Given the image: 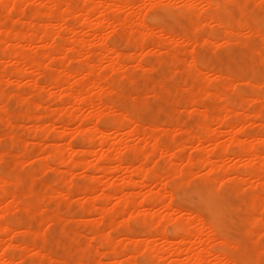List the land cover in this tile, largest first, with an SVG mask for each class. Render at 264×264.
<instances>
[{"label":"rangeland","instance_id":"1","mask_svg":"<svg viewBox=\"0 0 264 264\" xmlns=\"http://www.w3.org/2000/svg\"><path fill=\"white\" fill-rule=\"evenodd\" d=\"M142 1L145 3L148 2V0H142ZM165 1L166 0H163V3ZM239 1H242V0H239ZM243 1H246V0H243ZM31 2L33 3V7H34L38 1L33 0ZM168 2H169V0L166 1V4ZM178 2L179 3L176 4V6L179 5L180 8L176 7L172 10H168L169 13L164 19H160V18H158V16H153L152 14L146 15V13H149V9L147 8V11H145V13H143L144 8H142L143 9L142 13L144 15L142 13H141V15H143L142 17L145 20L144 22L148 26H151V24H153L152 27H153V29L155 28L154 30L152 29L154 31V32H152L153 34L150 33L151 35H148V36L146 35L147 38H149L151 45L148 44L149 42H148L147 38H144V37L142 38V36L140 38L141 40L139 41V38H138L139 35L137 36V34L133 35V36H130L131 35L130 34L129 36L132 37V39L129 38L128 34L130 33V31H129L130 29L124 28V27L121 28L119 26L117 27L116 26L117 24L112 25L114 28L116 26L117 31H114L113 27L111 29L110 24H108V26L110 25L109 27L106 26V24H105V26H103L100 29V31H101V33H103L107 37V44L108 45H114L116 47V49L121 54H122V52L125 51V55H127L128 52L130 54V52H133L134 50H138L141 43L142 44L147 43V45H149L147 47V49H145L146 53L142 51L143 54L139 55V56H142V58H146V60L148 59L149 63L152 62L151 64H149L146 60L144 62V59H143L145 67H139V66H137L135 59L134 60H132V58H131V60H130V58L125 59L126 66L127 65L129 66V67L127 66L126 68H127V70H130L129 72L127 70H126L127 72H125L128 77L124 76L125 73L124 74L123 73L117 74V72H110L109 68H108L109 70L106 69V71L110 72L111 76H113V77H115L116 74L118 75L117 77H119L120 74H122V77H126V79L120 77L119 79L116 78L118 81L114 80V83L117 84L116 87H117L118 91L120 92V95L115 96L114 94H111V95L109 94L108 97L114 101L115 106H117L118 108H121V109H125L124 111H126L127 114L131 115L135 112V114H133L132 116L138 118L139 123H140L139 124L140 126L138 125V128L140 127L139 128L140 131L144 130V132L148 131V133L152 132L155 135L156 134L159 135L161 143L163 145H168V146L174 145V146H176L177 143L175 141H177L178 142L177 146H180V147H178V148L176 147V148L181 149L180 154L185 156V155H188L190 153L189 155H191L192 158L194 159V161H196L193 164L195 166H192L193 174L189 173L190 175H184V176H172V175H170V173L168 172L167 167H166L167 163L169 161V158H170V155H169L170 153L169 152H167L165 154L163 153V155H161V157L156 155V154H153V152H151V151H153L152 150L153 147L151 146L152 144L150 143V141H149V144L146 142H145V144H142L144 142L143 140H140L141 141L140 142V141H138L139 140L138 137H134L133 138L134 140H132V141L130 140V143L132 142L134 144L133 146H135V148H137V146L140 142L141 146H138L137 149L133 148L134 150L131 149L132 151H124L123 150L124 148H122L123 146H121L120 149L122 148V150L124 152L123 155L125 154V152L128 153V155H129L128 157L126 156V154L124 155L125 158L127 157L128 160L127 159L126 160L128 162L135 164V163H138L139 161H141L143 158H145L141 162H144L146 160H147V162L149 161L150 163H148V164L150 166L154 167L153 170H157V172L160 175L165 176L166 178L168 177L167 178L168 183L165 186V192L167 193L168 196H166V193H165L164 197L162 198V201L166 200L167 197L170 196V200H168L169 198L166 200L169 202H166V201L165 202L171 204L172 206L173 205L178 206V207L174 206V208H179V209H175L177 211V212L175 211V213H174V214H176L175 215L176 217L185 218L187 216V214L193 215V216H195L194 214H196L199 216V218H202L203 222H207L209 225L207 223H204V224L205 225L207 224V227L209 230L213 229L215 231L216 238L219 237L218 240L216 239V242L215 241L214 242L217 243L221 239H223V241H226L228 243L229 246L227 247L225 257L230 259L229 261L234 260L233 261L234 263L236 261H241L242 264H243V262H249V264H261V261L264 260V249H263L264 248V204H263L264 200L261 199L262 203L259 201V202H257V204L258 203H261V204H258V205L256 204L257 210L255 208L254 212L256 214L260 213L261 216H260V219H258L254 223V219H253V213L254 212H252V210H250L247 207L248 192H249L247 190L248 185H246L247 188L245 189V191H242V192H235L232 188L233 186H231V185H233V183H231V182H233L232 178L237 177V175H240V173H241L240 171H243V169H245L244 166L241 165L240 162H238V158L235 156V154L233 155V152H228L227 157L225 158V160L228 159L225 161L227 163V168L225 169V171L210 170L206 174L207 170H205V169L209 170V166H205V165H204V167H202V165L200 166L198 160L201 157L205 156L206 151H208L212 148V147L210 148L211 142L210 143H209V141L206 142V144L203 146L204 150H202V152H201L197 149L198 143L196 145V142H195L196 140L188 143L185 140V137L190 136L189 134H191L193 132L194 133L202 132L201 127H200L201 126L200 123L202 122L200 120L202 117L201 116L202 114L199 115L200 111H198L197 109H195L191 106L193 108V110H192V108L190 107V103H189V101H190V97H189L190 91L189 90L194 89L195 86H196L195 87L196 89H194V90L198 91L197 93L202 96V100L205 101L206 103H208L211 107L212 106L217 107V106L221 105L222 103H224V100L221 101V99H220L221 95L222 96L224 95L222 97V99H225L226 96L228 98V94H229V96L234 98V99H232V100H234L233 101L234 103L233 104L231 103L232 104L231 107L234 108L233 109L234 111L236 110L235 112H238V110H240L239 112H241L242 108L240 107L239 102H240V100H243L242 99L243 96L245 97L244 99H247V100L251 99L250 98L251 97V87H247L248 84L245 83V82H247L245 80L246 77L252 76L254 79L253 82H255V84L258 83V81H259V85H262L263 90H264V83L262 84V82H264V62H262V63L261 62H255L252 59L253 58L252 52L249 49H247V47H245L241 41V40H243V37H244L242 34H245L246 32H248V30L254 29V31H258V29H259L260 32L261 31L264 32V28H262V24H261V22L264 21V8L263 7L261 8V6L256 5V4H254V5H256V6H254L253 3H255V2L249 0L248 4L250 7L248 6L249 9L247 10L248 16L251 17V19L254 18L253 21H248V25L250 27L249 26L240 27L239 24L237 23L238 21H229L232 26L234 24H236L233 26L234 29L231 27L232 28L231 33H232L233 39L231 42L224 43L223 38L219 39V40H222L220 42L217 39L218 37H223V35H225L224 24H221L220 23L221 21L219 23H216L215 21H195L197 18L192 17L193 13H195L193 11H192V14L190 13V11L189 12L185 11L181 15L178 12H176L177 10H175L177 8L181 9L180 5H182V2H180V1H178ZM246 2H248V1H246ZM32 3L28 4L26 7H32ZM242 3H244V2H242ZM143 4L144 3H142V5ZM146 4H148V3H146ZM250 4H252V6ZM1 9L3 10L4 8H0V17L2 18L3 14L5 13L6 10L2 12ZM28 9H30V8H28ZM172 11H173V13H172ZM232 12L237 16L239 14L238 9H235V10L233 9ZM184 13H187L188 15H184ZM111 14L115 15L116 13L113 12ZM252 14H254L256 17H254V15H252ZM195 15H196V13L194 14V16ZM16 16H14V17L17 19H20L21 21H16L17 23L16 22L14 23L13 27L15 30H19V29L25 30L28 26L27 24L30 25V23L32 22V21L26 22L27 17H28L27 13L25 16H21V15H16ZM115 16H117V15H115ZM191 18L195 19V20H191ZM24 22H25V25H24ZM35 22L38 23L37 21L33 22L34 24L32 26H33L34 30L38 29L36 31L40 32L41 30L44 29V26L43 25L41 26L39 24L40 22H43V21H40L38 23L39 25L36 24ZM229 22H228V24H229ZM10 23H11V21H10ZM51 23L54 24L55 26H56V24H58L57 21H51ZM66 25H68V26H66ZM0 26L3 29L4 27H8L11 25H9L8 21H2V22H0ZM24 27H26V28H24ZM63 27L66 29H67V27H70L69 30L67 29L68 30L67 33L70 36L72 35V33H70V32L74 28H75L74 30L79 31L80 34L82 32L86 33V31H87L86 27L82 26L79 21H76L75 17H71V16L67 19V21H65ZM71 27H74V28L71 29ZM235 27H236V31H235ZM41 28H43V29H41ZM159 28L160 29L165 28L166 31L167 30L168 31L173 30L174 34L177 32L176 36H178L179 34H180L179 36H181L183 33L187 32V34L190 33L188 35H191V33H192V35L195 34L194 35L195 38L199 37V36L200 37L198 39L196 38L197 39L196 41L194 38V39L188 40V42L186 41V43L182 41L183 39H181V37H179V38L176 37V39L178 38V40L181 39L179 41L176 39H175V41H174V39L170 40L168 38H162L161 39V37L157 36L159 34V32H158ZM145 29H146V27H145ZM238 29H240L241 31H239ZM113 31L116 34L111 33ZM146 31H149V30H146ZM178 31H179V34H178ZM118 32H120V33H118ZM196 33L199 34V36H197ZM210 34L213 35V37H211V40L209 39ZM204 36H206L205 40H208V39L210 40V41H207L208 44H207V42H205L203 40L205 38ZM215 36H217L216 39H215ZM240 37H242V39ZM136 39H138V42H140V43H138ZM238 39H240V40H238ZM162 40H163V42H162ZM217 40H218V42H217ZM135 42H137L138 44ZM181 42H183V43H181ZM158 43H160L163 46H160ZM162 43H164V44H162ZM131 44L133 45V47ZM39 45H41V44H39ZM4 46H6V45H4ZM182 46H183V49H182ZM92 48H94V47H92ZM140 48H142V47H140ZM156 48H157V50H156ZM119 49H121L122 51H120ZM130 49L133 51H131ZM154 49H155V51L153 52ZM175 49H178L180 51V53H179V51H176ZM149 50H151V51H149ZM158 50H160L162 54H160V51L158 52ZM157 52H158V54H157ZM180 55L183 56V57L181 56V60L179 57ZM186 56H188V57H186ZM184 57L186 60L188 58H189L188 60H193V62L195 64L192 62V64H194V67L192 69L190 67L189 70L184 71V67H185L184 63H183L185 61ZM197 57H198V59H197ZM250 57H252V58H250ZM201 58H203V59H201ZM8 59L9 58H6L1 63V64H3L2 66L0 64V72L2 71V74L6 73L4 76L0 75L1 76L0 79H2V80H0V106H1V104L3 106V107H0V177L3 176L2 178L8 179V180L19 179L20 183H18L17 185H10V188L12 187V189H15L18 193H20V197L22 196L23 199H24V197L27 196V194L24 195L21 193H23V191H25L26 189H28L30 187L31 192L34 195V198H32L31 196L28 195L29 196V197L27 196L28 199H26V200L24 199V201H29L28 203L30 205L33 204V205H31L32 207L36 206L35 207V208H37L36 210L42 211L44 209L46 211V213L51 215L49 220L44 221L41 219L42 216H41V213L39 214V212H38V214H36V216L34 215L32 218H29L23 211H21L19 209H16V210L13 209L14 211L11 210L10 213L3 216L2 219L0 217V219H1L0 224H2V225L11 224L15 228V231L12 234V238L16 242V244H17V242H18V245L23 244L25 240L26 241L31 240L34 237L36 238V240H38V242L40 244L44 243V252H46L47 257H49V255H50V259H52L51 257H54L51 261H49L47 259V257L45 256L46 262L49 261V263H46V264H80V263H82V260L84 261L82 264H88V263H90V264H114L115 259L111 255L110 251L112 250V248H116V250L118 249L117 250L118 252H121L122 248H124V247L128 249V250L126 249L127 252L129 251L128 252L129 254L126 251L124 254V255H127V257L125 258L126 261L124 260L121 263L119 260L120 259L119 257H121V255H120L118 257L119 261L115 262V264H151V263L152 264H174L172 261L173 257L167 255V253H166L168 250L167 246H165L167 248V250L165 252L163 251L164 254L162 252H160V253L156 252L157 255L159 253L158 256L156 254H153V256H152L151 251L148 249L143 248L141 250V248L143 247L141 240H142L143 236H144V238L146 236L143 235L141 232H139V231H141V229L143 227H146L148 225V227H146V228L150 231V235L148 236L149 238H147V239H153V241H151L152 244L159 242L156 244L159 246L161 245V247L164 248L163 247L164 245L162 246V244H161L162 241L160 239H157L156 237H154V232L158 228L159 229L158 231L160 233L162 232V234H164V235L166 234L165 236H167L169 238L172 236L171 237L172 239L175 238L174 240L178 241L180 238H178L175 235L176 224H174L175 221H173V220H170V222H169V221L162 220V218L161 219L155 218L154 219V220H156V224H155V222L152 221V218H150L149 215H146L143 212H139V214L136 216V212L128 211L125 214L118 213L115 216V218H116L115 222H117V220H119L120 222L118 221V223H117L118 225L114 226L113 223L111 224V221L107 217L108 216V214H107V215H105V221H106V223L104 224L105 226H102L103 224L100 226L103 227L102 230H104V231H105V229L106 230L109 229V230H107L108 231L107 233L110 236V240H108V241L102 239L103 237L101 236V234L94 232L93 228L88 223V221L89 222L92 221L95 218V216H97L96 215V208L94 206L92 208L91 204L93 205V203H94L100 207V205L104 204L105 202L107 203V201H106L107 197H105V198L102 197L104 199V203H103L102 202L103 199L101 197L100 198L97 197L98 196L97 195L96 196L97 198L94 197L95 201L92 203V201L88 200V195H84L83 193L78 192V189L83 188L86 185H90L91 180H92L93 182L95 181L94 184L98 185V188L104 187L105 181L106 182L113 181L115 183V184L113 183L114 186L116 188L118 187L117 190L123 189L125 191H132V192L138 191L140 187H133L132 185H129L126 182L122 181V179H123L122 177L124 176V175L122 176V174H125L123 171H122L123 173H119L120 171H118V172H113L111 175H99L100 173L98 174L93 169H92L93 170L92 171L90 166H89L90 169L88 168L85 171H83L82 168H80V167H76V168L74 167L75 169L74 168L67 169L68 167L65 166L62 163V160L59 158H56V161L51 163V167H48V168L44 167L43 168L41 165H39L40 164L39 162L44 161V159L48 156V154H49L48 151L55 148L56 143H57L56 140H58V142H60L58 139V136L60 135L61 129H59V128L49 129L46 126H48V123H50V121L55 118L54 114L56 113V110L58 111L59 109L62 108V106L58 102H56L57 96H55V94L50 92V90L48 88L43 89L44 87H41L42 90L39 89L40 86H38L37 88H32V87L28 86L26 84V82L24 83V81H26V80L20 81L18 79H14L15 77L11 76L12 71H10V70H12L11 67L14 66V63L11 59H9V63H8ZM158 60H160V61H158ZM202 60L204 63H202ZM75 62L76 61H73L72 63H70V66L74 67L75 64H73V63H75ZM153 62H154V64H153ZM253 63L255 64V66H253L254 65ZM203 64L206 66H204ZM146 65H147V67H146ZM149 65H150V67L152 66L151 67L152 69L149 67ZM228 65L231 66V68ZM102 66L103 67L106 66V62L103 63ZM148 67L150 70L148 69ZM206 67H207V69H206ZM221 67L224 69H222ZM105 68L106 67H104V69ZM201 68H203V71ZM218 68H221L222 70H226V71L232 73L235 77L236 82H239V83L235 82V85L233 86V89H232L231 86L229 84H227L228 81H226L223 78H216L214 72ZM259 68H261V69H259ZM211 69L213 71H211ZM254 69H256V70H254ZM7 70H8V72H7ZM186 72H188V73L186 74ZM200 72H201V74H200ZM188 74H189V76H188ZM8 76L10 77V79ZM130 76L131 77L134 76V77L131 78ZM43 77H40V78L43 79ZM128 78H129V81H128ZM187 79L189 81H187ZM9 80H11V81H9ZM43 81H44V79L42 80V82ZM119 81H121V82H119ZM159 81L163 82V84H165V86L168 87L169 89H171L172 91L175 90V92L171 93V94H167L164 91L160 92L158 90V87H157L158 86L157 84L159 83ZM186 82H189V83H186ZM198 82H199V84H198ZM194 83L199 85V86L195 85L193 87ZM201 83L203 85H205L207 89ZM118 84H120V85L118 86ZM181 85L183 87H181ZM219 86H220V90H219ZM248 86H250V85H248ZM177 87H179V88H177ZM197 87H200L201 89L205 88L203 91L206 90V93H208L207 95H211V94H209L211 91L208 92L209 90H213L212 94L214 93V91H215V94L217 93V91H219V95H218L219 99L215 94H214L215 96L211 95V97L210 96L208 97L207 95L204 96L202 91L200 89H198ZM213 87L215 88V90ZM236 87H238V88H236ZM226 88H229V89L226 90ZM176 89H178V92L181 95L178 94ZM238 89L240 90L241 93L239 92ZM199 90L201 93L199 92ZM222 90H223V92H222ZM156 92H157V94H155ZM121 93H122V95H121ZM134 93H135V95H134ZM136 94H137V97L139 96V98L146 99V103L141 104V100L136 101V100H134L136 98L132 99L133 97L136 96ZM146 94H147V96H146ZM170 95H172V96H170ZM5 96H6V98H5ZM125 96H127L128 98ZM164 96H165V98H164ZM239 96H241V97H239ZM235 97H239L241 99L235 98ZM23 98H24V100H26V99L27 100L28 99L29 100H31V99L36 100L38 103L36 101H32V100L29 101V103H25V102H23L24 101ZM186 98H188V101ZM20 99H22V100H20ZM173 99H174V101H173ZM237 99H239V100H237ZM214 100L215 101L217 100V101L215 102ZM32 102H35V104L34 103L33 104L37 107H35L32 104ZM217 103H218V105H217ZM30 104H32V106H34L37 109H32L34 107H31ZM260 104L263 105L264 103L262 104L259 101H257V102H251L250 101L249 105H247L246 107L243 108V110L246 112H244L243 114H240L241 117L238 116L239 115L238 114L237 115L238 117H236V119L242 118V116L245 114H247V115H250L251 113L253 114V112L256 109L261 107ZM26 107L27 108L30 107V108L26 109ZM136 107H138L139 109H137ZM187 108H189V109H187ZM30 109H32V111L35 110L34 113L39 112L38 113V116L40 118L39 123H40V121H42L41 124L42 125L45 124L46 128L43 127V130L41 131V133H40L41 127L38 128V130H39L38 133H40V134H37V133L35 134L34 132H32V130L34 128V124H36L35 121L30 119V118H26V116L23 117V115H21L22 113L24 114V112L26 110H30ZM194 109L197 112H195ZM2 110H4V111H2ZM18 112H20V113H18ZM87 112H88V109H83L82 111H80L77 115V119L80 117L82 118V116L87 114ZM233 114L234 113H232L230 116V117L233 116L232 118L229 117V119L231 121L235 120ZM1 115H3V116H1ZM4 115H6V116H4ZM65 115L67 116V114H65ZM113 117H114L113 114H111V113L107 114V115L102 117V119L100 120V123L103 126H107L108 124H110L111 122L114 121L115 117L114 118ZM65 118H67V117H65ZM252 121H254V122H252ZM154 122H156V125L157 124L158 125L155 126ZM247 123H246V126H247ZM75 125L77 126L76 123H72L70 125L71 128L66 133L65 140L67 142H69V141L72 143L74 142L73 144L75 146H81V143L83 142L85 137H83L80 134H76V132H74ZM152 126L155 128H153ZM143 127H144V129H143ZM145 127H146V129H145ZM72 128H74V130H72ZM151 128H153V130ZM220 128L223 129L222 127H220ZM260 128H261V124H260L259 119L253 118V119L249 120V125L247 128V131H249L250 134H255V135L258 134L257 132L260 131ZM187 129H189L191 132L188 131ZM197 129H199V131ZM124 134L125 133H123V135H122V133H119L118 137L120 138V137L124 136ZM135 138H137V139H135ZM173 138L175 139V141H172V140H174ZM221 140H227V136L225 134H222ZM182 142L185 144H183ZM6 143H8V144H6ZM75 143H77V144H75ZM135 143H137V145ZM173 143H176V144H173ZM184 145H185V147H184ZM195 145H196V147H195ZM177 149H175V150H177ZM6 150H8L9 152ZM133 151L138 152V153H134ZM145 154H148L150 156H148V155L145 156ZM43 155L45 157L42 158V160H41V157ZM66 155L68 156V154H66ZM37 157L40 159H38ZM148 158H149V160H148ZM76 159L79 160L80 157L78 158V156H76ZM16 161H18V162H16ZM89 161L91 162V164H93V166L96 164H100V165L106 166V167L112 166L111 162L99 161L96 159V156H94L92 154L89 156ZM185 161H186V158L178 160L176 162L175 168L177 170H179V169L185 167L186 166ZM238 163H240L239 165H241V166H238ZM233 165H235V166H233ZM238 170H240V171H238ZM194 173H195V175H194ZM203 173H205V174H203ZM226 173H228V176H229L228 179L225 178V180H223V182H216L215 184H216V187L218 189V192L215 195H210L208 193V190L206 189V186H207L206 185V181H207L206 179H212L213 177H217V176L222 175V174L225 175ZM106 176H108V177H106ZM188 176H191V177H188ZM211 176H213V177H211ZM91 177H92V179H91ZM95 177H96V179H95ZM226 177H227V175H226ZM107 178H109V181H107L108 180ZM69 180H71L70 181L71 183L69 182ZM98 180H100V181H98ZM176 181H178L177 186L175 183ZM224 182H225V185H224ZM226 183H227V185H226ZM33 184H34V186H33ZM69 184H71V186ZM53 186H57L60 190H63V189L66 190V189L71 188L72 190L71 189L70 190H71V192L72 191L73 192L71 194L69 192L68 196L58 194V195H54V197H51L48 195V190ZM114 186H112V187H114ZM173 186H176V187L173 188ZM229 186H231V187H229ZM115 187H114V189H115ZM222 187L225 189L223 190ZM166 188H167V190H166ZM140 189L141 190L143 189L150 194H152V193L154 194L156 187L154 184H150V185L147 184V185L141 187ZM98 191H97V194L100 193V191L99 192ZM231 192H232V194H231ZM62 193L64 194V192H62ZM92 194L95 195L96 192H94ZM29 198H31V199H29ZM163 203H164V201H163ZM111 204L112 203L109 202L108 205H111ZM98 206H96V207H98ZM158 208L160 209V207H158ZM162 210H159V211H162ZM162 212H164V210ZM190 213H192V214H190ZM58 217H61V221H60V218H58ZM122 218H123V220L125 218H127V219H125V221L120 220ZM37 219H38V221H37ZM166 219H167V217H166ZM145 220H147V221H145ZM126 221H127V224L124 225V223ZM164 221H165V223H164ZM161 223H163V225L164 224L165 225L163 226V225H161ZM153 224H155V225H153ZM31 225H33V226H31ZM109 226H113V227L111 228ZM209 226L211 228H209ZM30 227L33 231L36 230L39 233L35 236H34V234H30V233L28 235H26V234L24 235L23 231L26 228L29 229ZM131 228L136 230V231L134 232V230H132ZM154 228H156V229H154ZM62 229H63V231H62ZM247 229H250V230H247ZM127 230H128V232L126 233ZM130 231H131V233H130ZM152 231H154L153 234L151 233ZM67 232H69V233H67ZM42 233H43V235H42ZM124 233H125L124 237H126V234H128L127 236L130 237L131 242L128 241L129 238L127 239V238L123 237ZM151 235H153V236H151ZM43 236H44V239L42 238ZM152 237H154L155 239ZM202 237L204 238L205 236L202 235ZM4 238H5V234L0 233V240L4 239ZM136 238L138 240H140V238H141V240H140V242L142 244V246L140 245L141 248L136 246L137 243L139 242ZM224 238H226V239L224 240ZM45 239H47V240H45ZM113 242H115V244L112 245L113 246L112 247L111 244H113ZM121 243H122V245H121ZM151 243H149V244H151ZM193 245H194V247L196 246L195 248L200 247V244L197 242L196 243L194 242ZM137 247L140 249H137ZM89 249H90V251H89ZM19 250L21 251V249H19V247L15 248L13 250L14 255H16L15 258L17 259V261H19L21 259L19 261V264H33L34 263L35 258H36L34 249H32V250L30 249L31 251L28 250L27 251L28 255L26 253L25 254L19 253ZM260 250H261V252H260ZM84 251L86 252V255H85ZM133 251H135V252H133ZM148 252H150V255L148 254ZM153 253H155V252H153ZM21 254H22V256H21ZM128 255L130 256L131 259L128 258ZM133 255H134V258H132ZM184 256L185 257L187 256L186 253L181 254L178 258L179 259L182 258V260H183ZM124 257L125 256H123V258ZM77 259H79V260H77ZM209 259L214 261V259H212V256H211V258L209 256ZM228 259H226V260H228ZM185 260L186 259H184V261ZM78 261L80 263H78ZM132 262H135V263H132ZM177 264H182V263L179 262Z\"/></svg>","mask_w":264,"mask_h":264},{"label":"bare ground","instance_id":"2","mask_svg":"<svg viewBox=\"0 0 264 264\" xmlns=\"http://www.w3.org/2000/svg\"><path fill=\"white\" fill-rule=\"evenodd\" d=\"M31 1H33V0H0V8H4L3 10L1 9L2 12L6 10L5 13L3 14L2 18L0 17V22L8 21L9 25H11L8 27H4L3 29L0 26L1 27L0 28V64L6 58L11 59L14 63V66L11 67L12 70H10V71H12L11 76L15 77L14 79H18L20 81L26 80V81H24V83L26 82V84L32 88H37L38 86H40L39 89H41V87H44L43 89L48 88L50 90V92H52L53 94H55V96H57L56 102H58L62 106L61 109H59L58 111L56 110V113L54 114L55 118L53 117L54 119L51 120L50 123H48V126H46L49 129H51V128L61 129L60 135L58 136V139L60 142H58V140H56L57 143H56V146L54 145L55 148H53L52 150H49V151L47 150L49 153L48 156L44 159V161H40V162L38 161L40 163L39 165H41L43 168L44 167H46V168L51 167V163L56 161V158H59L62 160V163L68 167L67 169L74 168V167L75 168L80 167V168H82L83 171H85L90 166L91 170L93 169L98 174L100 173L99 175H111L113 172L120 171L119 173H123V172L125 173V174H122V176L124 175L122 177L123 179L121 178L122 181L126 182L129 185H132L133 187H140L141 188L147 184H149V185L154 184L155 185L156 190H155L154 194L153 193L150 194L143 189L141 190L140 188L138 191H134V192L125 191L123 189L117 190L118 187L116 188L114 186L115 183L113 181H111V182L105 181V186L103 185L104 187L98 188V185L94 184L95 181L93 182L91 180L90 185H86L85 187L78 189V192L83 193L84 195H88V200L92 201V203L95 201V198H97V197H99V198L100 197L101 198L107 197L106 198L107 203L106 202L104 203V199L102 198L103 199L102 202L104 204H102V203H101L102 205L99 204L100 207L94 203H93V205L91 204L92 208H93V206L96 208V215L97 216H95V218L92 221H90V222L88 221V223L93 228L94 232L101 234V236L103 237L102 239H104L106 241L110 240V236L107 233L108 232L107 230H109V229H107V230L105 229L106 232L104 230H102L103 229L102 226H105L104 224L106 223L105 215L108 214L107 217L110 219L111 224L113 223L115 226V225H118L117 223L119 221V220H117V222H115V220H116L115 216L118 213L125 214L126 212L130 211V212H136V216H137L139 214V212H143L144 214L149 215L150 218H152V221L155 222V224H156V220H154L155 218H158V219L162 218V220L169 221V222H170V220L175 221V223H174V224H176L175 235L180 239L178 241H175L174 240L175 238L174 239L171 238L172 236L169 238V237L165 236L166 234L164 235V234H162V232L160 233L158 231L159 230L158 228L157 229L154 228L157 231L155 230V232L152 231L151 233L153 234V232H154V237H156L157 239H160L163 242L162 243L160 241L162 246L164 245L163 246L164 248H162L161 245L159 246L156 244L159 242L152 244L151 241H153V239H147V238H149L148 236L150 235V231L146 228V227H148V225H147L146 227H143L141 229V231H139L143 235L146 236L145 238L143 236V238H144V239L142 238L143 241L140 238V240L143 244L142 248H141L142 244H141L140 240L137 239L138 237L136 238L140 242V243L138 242L139 244L137 243L136 246L140 247L141 250L143 248L148 249L151 251V254L153 256V254L157 255L156 252H159V253L162 252L164 254V252L167 250V248L165 246H167L168 250L166 253H167V255L173 257L172 261L174 264H177L179 262H181L182 264L183 263L184 264H235L233 262L234 260L229 261L230 259L225 257L227 247L229 246L228 243L226 241H223V239H221L219 242L215 243L216 239L218 240L219 237L216 238L215 231L213 229L212 230L208 229V227H207L208 223L207 222H203L202 218H199V216L196 214H194L195 216L188 215V214L186 216L184 214L186 216V217L184 216L185 218L176 217L175 216L176 214H174L176 211L175 209H179V208H174L175 205L172 206L171 204L166 203V202H169L166 200L168 198H169L168 200H170V196L167 197L166 200H163L164 201V203H163L162 198L164 197V194L166 193L165 192V186L168 183V179H167L168 177L166 178L165 176L160 175L157 172V170H153L154 167L150 166L148 164V163H150L149 161L147 162V160H146L144 162H141L145 158H143L141 161H139L140 163L138 162V163L133 164V163H130L127 161L128 160L127 157L129 156L127 152H125L127 157L126 158L124 157L125 154L123 155V153H124L123 150L124 151H132L131 149L135 148V146H133L134 144L132 142L130 143V140L132 141V140H134L133 139L134 137H138L139 138L138 141H140V140L144 141V142L142 141L143 142L142 144H145V142L149 144V141H150V143L152 144L151 146L153 147V149H152L153 151H151V152H153V154H156V155L161 157V155H163V153L164 154L167 152L170 153L169 154L170 158H169V161H168L166 167H167L168 172L172 176L190 175L189 173L193 174L192 166H195L193 164H194V162H196V161H194L192 156L189 155L190 153L188 155H185V156L180 154L181 149L180 148L177 149L180 146H177L178 142L175 141L174 138H173L174 140H172V141H175L177 143V144L173 143V144H176V146H174V145L173 146L163 145L161 143L159 135H157V134L155 135L152 132L148 133V131L144 132V130L140 131L139 130L140 127L138 128V125L140 124L138 118L132 116L133 114H135V112L131 115L127 114L126 111H124L125 109H121V108H118L117 106H115L114 101L108 97L109 94L110 95L114 94L115 96L120 95V92L118 91V89L116 87L117 84L114 83V80H117L116 78L119 79L120 77H122V74H120L121 76L119 75V77H117L118 73L124 74L125 72L130 71V70H127V68H126L128 66V65L126 66V62H125L126 58L127 59L130 58V60H131V58H132V60L135 59L137 66L145 67L144 62H145L146 58H142V56H139V55H142L143 52L146 53L145 49H147V47L149 45H147V43L146 44L143 43L144 45L141 43L140 47H142V48L139 47L138 50H134V51L130 49L133 52H130V54H129V52L127 51L128 52L127 55H125V51L122 52V54H121L116 49V47L114 45H108L107 44V37L103 33H101L100 29L103 26H105V24H106V26H108V24H110L111 29L113 27L112 25L117 24L116 25L117 27L119 26L121 28L124 27V28L130 29L129 30L130 33L128 34V36L130 34H131L130 36H133L136 34H137V36L139 35L138 38L140 41L141 36H142V38L143 37L147 38V36L151 35L150 33L154 32L153 30L155 29V28L153 29V27H152L153 24H151V26H148L144 22L145 20L142 16L144 15L143 13H145V11H147V8H144V11H143V9H142L143 7H141L142 3H144V4L148 3L147 5H149V6H151L152 4L171 5L170 9H168V10H172L176 7L180 8L179 5L176 6V4L179 3L178 1H180V2H182V5H180L181 9H178V8L175 9V10H177L176 12H178L181 15L185 11H187V12L190 11L191 14H192V11L195 12L196 15L194 16L195 13H193L192 17L193 18L196 17L197 19L195 20V19L191 18V20L215 21L216 23H219L221 21L220 23L224 24L225 35H223V37H218V38H217V36H215V39L217 38L219 40L220 38H223L224 39L223 42L227 43V42L232 41L233 36H232L231 32H232L233 26L236 25V24H234L232 26L229 21H238L237 23L239 24L240 27H245V26L247 27V26H249L248 21H253L254 18L251 19V17L248 16V12H247V10L249 9L248 8L249 0H246L248 2L243 1V0L242 1H239V0H169V2L167 4H166V1H168V0H166L164 3H163V0H148V2H146V3L143 2L142 0H35L38 2L36 3V5L34 7H33V3ZM250 1L255 2V3H253V5L256 4V5L261 6V8L262 7L264 8V0H250ZM242 2H244V3H242ZM30 3H32L33 8L32 7H26ZM232 4H238V5H242V6L246 5L247 7L237 8L238 12H239V14L237 16L232 12L233 9H229L227 12L225 11L224 5H232ZM250 5L252 6V4H250ZM256 5H254V6H256ZM28 8H30V9H28ZM109 11L111 13L115 12L116 13L115 15H117V16L111 14ZM142 11H143V13H142ZM26 13L28 16L26 22L27 21L28 22L32 21V22L30 23V25L27 24L28 25L27 28L24 27V28H26L25 30L24 29L15 30L13 27L14 23L16 21H21L20 19H17L18 17L16 15L25 16ZM141 13L143 15H141ZM172 13H173V11H172ZM184 15H188V14L184 13ZM252 15H254V14H252ZM14 16H16L17 18H15ZM70 16L75 17L76 21H79L82 26L87 28L86 33L82 32L83 34L82 33L80 34L79 31L74 30L75 29L74 27H71V29L74 28V29H72V31L70 30L71 32L69 31L70 33H72V35L71 36L68 35L67 32H68L70 27H67V29H68L67 30L66 28L63 27V25H64L65 21H67V19ZM254 17H256V16L254 15ZM10 21H11V23H10ZM34 21H37L38 23L40 21H43V22H40L39 24L41 26L43 25L44 29L41 28L43 30H41L40 32L36 31L38 29L34 30L33 26H32L34 24L33 23ZM51 21H57L58 24H56V26L57 25L58 26L56 27L54 24L51 23ZM228 22H229V24H228ZM38 23H36V24H38ZM24 25H25V22H24ZM66 26H68V25H66ZM116 26H115V28L113 27L114 31H117ZM145 27H146V29H145ZM240 29H238V30L241 31ZM146 30H149V31H146ZM252 30H248V32H246L245 34H242L244 37H243V40H241V41L244 44V46L247 47V49H249L252 52L253 58L252 57H250V58H252L255 62H261L262 63V62H264V56L261 55L262 50H264V35H262V31L260 32L259 29H258V31H254V29H252ZM114 31L111 33L116 34ZM235 31H236V27H235ZM158 32H159V34L157 36L161 37V39L162 38H168L170 40L174 39V41H175L176 37H178V38L181 37V39H183L182 41L185 43H186V41L188 42V40L195 38L194 37L195 34L192 35V33H191V35H192L191 36V35H188L190 33L187 34V32H185L181 36H179L180 35L179 31H178L179 35L176 36V33H177L176 31H175L176 33L174 34L173 30H170V31L167 30L166 31L165 28L164 29L159 28ZM118 33H120V32H118ZM196 35L199 36V34H197V33H196ZM130 36H129V38L132 39V37H130ZM199 37H196V38L198 39ZM204 37L205 38L203 40L205 42H207V41L211 40V37H213V35L210 34V36H209L210 40L209 39L205 40L206 36H204ZM178 38L176 40H178ZM196 38H195V41L197 40ZM240 38L242 39V37H240ZM181 39H179V40H181ZM136 40L138 42V39H136ZM147 40L149 42L148 44H150L149 38H147ZM218 40H217V42H218ZM238 40H240V39H238ZM220 41H222V40H219V42ZM137 42H135V43H137ZM162 42H163V40H162ZM183 42H181V43H183ZM138 43H140V42H138ZM39 44H41V45H39ZM158 44L160 46H163L160 43H158ZM162 44H164V43H162ZM207 44H208V42H207ZM4 45H6V46H4ZM92 47H94V48H92ZM132 47H133V45H132ZM182 49H183V46H182ZM119 50L122 51L121 49H119ZM156 50H157V48H156ZM175 50L179 51L178 49H175ZM149 51H151V50H149ZM154 51H155V49L153 50V52ZM159 51L160 50H158V52ZM158 52H157V54H158ZM179 53H180V51H179ZM160 54H162L161 51H160ZM181 56L182 55L179 56L180 60H181ZM186 57H188V56H186ZM9 59H8V63H9ZM143 59H144V62H143ZM184 59H185V57H184ZM188 59L187 60L185 59V61L183 62L184 66H185L184 71L189 70L190 67L192 69L194 67V64H195L193 62V60H188ZM197 59H198V57H197ZM201 59H203V58H201ZM160 60H158V61H160ZM73 61H76V62L73 63V64H75L74 67H71L70 63H72ZM146 61L149 63L148 59ZM105 62H106V66H104V67H106V68L104 69L102 64ZM192 62L194 64H192ZM151 63H149V64H151ZM202 63H204L203 60H202ZM153 64H154V62H153ZM2 65L3 64H1V66ZM204 66H206V65H204ZM253 66H255V64ZM146 67H147V65H146ZM149 67H150V65H149ZM149 67H148V69H149ZM229 67L231 68V66H229ZM108 68L110 69V72H117L115 77L111 76L110 72L106 71V69L109 70ZM221 68H218L217 70H215L214 73H215L216 78L225 79L226 81H228L227 84H229L231 86V88L233 89V86L235 85V82H236L234 75L232 73L226 71V70H222L224 68H222V69ZM201 69L203 71V68H201ZM206 69H207V67H206ZM259 69H261V68H259ZM254 70H256V69H254ZM211 71H213V70L211 69ZM7 72H8V70H7ZM187 73L188 72H186V74ZM5 74L6 73L2 74V71L0 72L1 76L2 75L4 76ZM200 74H201V72H200ZM124 76H127L126 73L124 74ZM188 76H189V74H188ZM40 77H43V79H44L43 82H42L43 79H41ZM133 77H131V78H133ZM122 78L126 79V77H122ZM9 79H10V77H9ZM0 80H2V79H0ZM245 80L247 81L245 83L250 85V86L247 85V87H251V97H250L251 99L250 100L244 99L245 97L243 96V98H242L243 100H240V102H239V105L242 108V110L244 107L249 105L250 101L251 102L259 101L262 104L264 103V90H263V86L259 85V81H258V83L255 84V82H253L254 79L252 76L246 77ZM9 81H11V80H9ZM128 81H129V78H128ZM187 81H189V80L187 79ZM119 82H121V81H119ZM186 83H189V82H186ZM236 83H239V82H236ZM263 83L264 82H262V84ZM198 84H199V82H198ZM119 85L120 84H118V86ZM157 85H158L157 86L158 90L160 92L164 91L167 94H171V93L175 92V90L172 91L171 89L166 87L165 84H163V82H161V81H159V83ZM195 85H197V84L194 83L193 87ZM197 86H199V85H197ZM203 86H205V85H203ZM181 87H183V86L181 85ZM195 87H194V89H196ZM177 88H179V87H177ZM197 88L202 91L204 96L208 94V93H206V90L203 91L206 88V86L204 89H201L200 87H197ZM236 88H238V87H236ZM194 89L189 90L190 91L189 92V95H190L189 96L190 97L189 103H190V107L192 106L193 108L200 111L199 115L202 114L201 115L202 117L200 119L202 121L200 123V125H201L200 127H201L202 132H200V133L199 132H197V133L193 132V133L189 134L190 136L185 137V140L188 143L196 140L195 141L196 145L198 143L197 149L201 152H202V150H204L203 146L206 144V142H208V141H209V143L211 142L210 148L211 147L212 148L210 150L206 151L205 156L201 157L198 160L200 166L201 165H202V167H204V165L209 166V170L205 169V170H207L206 174L210 170L225 171V169L227 168V163L225 161L228 160V159L225 160V158L227 157L228 152H233V155L235 154V156L238 158V162H240L241 165H243L245 169H243V171L238 170L241 173H240V175H237V177L232 178L233 182H231V183H233V185H231V186H233L232 188L235 192H242V191H245V189L247 188L246 185H248L247 190L249 192H248L247 207L250 210H252V212H254L255 208L257 210V206H256L257 202H259V201L261 202V199L264 200V126H263L264 125V104L263 105L260 104L261 107L256 109L253 112V114L252 113L250 115L245 114L242 116V118L236 119V117L240 116V114H243L246 111L241 110V112H239L240 110H238V112H235L236 110L234 111L233 110L234 108L231 107L232 104L234 103L233 102L234 100H232L234 98L229 96V94H228V98L226 96L227 94L225 95L226 96L225 99H222V97L224 95L223 96L221 95L220 99H221V101L224 100V103H222L221 105H219L217 107L214 106L215 107L214 108L213 106L211 107L208 103L203 101L202 96L199 95L197 93L198 91H196ZM227 89H229V88H226V90ZM200 90H199V92H200ZM214 90H215V88H214ZM219 90H220V86H219ZM176 91L178 92V89H176ZM212 91L213 90H209L208 92H210L209 94L214 95L215 91L213 94H212ZM222 92H223V90H222ZM239 92H240V90H239ZM155 94H157V92ZM178 94H180V93L178 92ZM121 95H122V93H121ZM134 95H135V93H134ZM211 95H207V96L211 97ZM215 95L219 99V96H218L219 91H217V93ZM146 96H147V94H146ZM170 96H172V95H170ZM125 97H127V96H125ZM239 97H241V96H239ZM239 97H235V98H239ZM5 98H6V96H5ZM134 98H136V99H134ZM164 98H165V96H164ZM132 99H134L136 101L141 100V104L146 103V99L139 98V96L137 97V94ZM186 99L188 101V98H186ZM239 99H241V98H239ZM239 99H237V100H239ZM20 100H22V99H20ZM23 100H24V98H23ZM31 100L26 99L23 102L29 103V101H31ZM32 101H36V100H32ZM173 101H174V99H173ZM33 103L35 104V102H32V104ZM32 104H30V106L34 107L35 105L33 104L34 106H32ZM217 105H218V103H217ZM0 107H3L2 104ZM35 107H37V106H35ZM35 107L32 109H37ZM29 108L30 107H28V108L26 107V109H29ZM136 108L139 109L138 107H136ZM193 108H192V110H193ZM32 109L26 110L24 112V114L22 113L21 115H23V117L26 116V118H30V119L34 120L36 124H34V128H33L32 132H34L35 134L36 133L40 134L41 131L43 130V127H45V124L42 125L41 124L42 121H40V123H39V119H40L38 116L39 112H36L37 113L36 114V113H34L35 110L32 111ZM83 109H88V112H87V114L83 115L82 118L80 117L81 119L78 118L79 119L78 120L77 115ZM187 109H189V108H187ZM195 109H194V111L197 112ZM2 111H4V110H2ZM18 113H20V112H18ZM110 113L113 114V116L115 117L114 121L111 122L110 124H108L107 126H103L100 123V120L102 119L103 116L110 114ZM232 113H234L233 114L234 119H235L234 121L233 120L231 121L229 119V117L231 116ZM65 114H67V116ZM6 115H4V116H6ZM1 116H3V115H1ZM65 117H67V118H65ZM232 117H230V118H232ZM253 118L259 119L260 124H261L260 131L257 132L258 134H256V135L250 134V132L247 131V128L249 125V120L253 119ZM252 122H254V121H252ZM72 123L77 124V126L75 125V130H74V128H72V130H74V132H76V134H80L83 137H85L83 142L81 143V146H75L73 144L74 142L73 143L70 141L67 142L65 140V138H66L65 135L69 131V129L71 128L70 125ZM246 123H247V126H246ZM154 124H155V126L158 125V124L156 125V122H154ZM40 127H41V130H40V133H38V131H39L38 128H40ZM220 127H222L223 129H221ZM153 128H155V127H153ZM153 128H151V129L153 130ZM143 129H144V127H143ZM145 129H146V127H145ZM187 130L190 131L189 129H187ZM197 130L199 131V129H197ZM119 133H122V135H123V133H125V134H124V136L119 138L118 137ZM222 134H225L227 136V140H221ZM135 139H137V138H135ZM140 142H139L138 146H141ZM137 143H135V144L137 145ZM6 144H8V143H6ZM75 144H77V143H75ZM183 144H185V143H183ZM196 145H195V147H196ZM121 146H123L122 147V148H124L123 150H122V148L120 149ZM138 146H137V148H138ZM184 147H185V145H184ZM137 148H135V149H137ZM175 149H177V150H175ZM6 151H8V150H6ZM133 152L138 153L135 151H133ZM66 154H68V156ZM91 154L96 156V159L99 161L111 162L112 166L106 167V166H102L100 164H96L93 166V164H91V162L89 161V156ZM44 155L41 157V160H42V158L45 157ZM146 155H148V154H145V156ZM76 156H78V158L80 157V159L79 160L76 159ZM148 156H150V155H148ZM183 158H186V161H185L186 166L177 170L175 168L176 162L178 160L183 159ZM38 159H40V158H38ZM148 160H149V158H148ZM16 162H18V161H16ZM240 163H238V166H241V165H239ZM233 166H235V165H233ZM203 174H205V173H203ZM194 175H195V173H194ZM226 175H227V177H226ZM2 177H0V217H1V219L3 216L10 213L11 210L14 211L16 209L23 211L29 218H32L34 215L36 216V214H38V212H39V214L41 213V216H42L41 219L42 220L47 221L50 219L51 215L46 213V211L44 209L42 211L41 210L38 211V210H36L37 208H35L36 206L35 207L33 206L34 207L33 208L31 206L33 204L30 205L28 203L29 201H24V199L25 200L28 199L29 196L34 198V195L31 192L30 187L28 189H26L25 191H23V193H21L24 195L27 194V196L29 195L28 197L26 196L23 199L22 196L20 197V193H18L15 189H12V187L10 188V185H17L18 183H20L19 179L8 180V179H4ZM92 177H91V179H92ZM96 177H95V179H96ZM106 177H108V176H106ZM188 177H191V176H188ZM211 177H213V176H211ZM228 177H229L228 173H226L225 175L222 174V175H219L217 177H213L212 178L213 180L212 179H206L207 180L206 181V185H207L206 189L208 190V193L210 195H215L218 192V189H217L215 183L216 182H223V180H225V178L228 179ZM107 179H108L107 181H109V178H107ZM70 181L71 180H69V182ZM98 181H100V180H98ZM177 182L178 181L175 182L176 186L178 184ZM69 185L71 186V184H69ZM224 185H225V182H224ZM226 185H227V183H226ZM33 186H34V184H33ZM112 186H114L115 189ZM176 186H173V188ZM231 186H229V187H231ZM70 189L71 188L66 189V190L65 189L60 190L57 186H53L48 190V195L51 197H54V195H58V194L68 196L69 192H70V194L73 192V191L71 192L72 189L71 190ZM224 189L225 188H223V190ZM96 190L97 191L99 190L100 193L97 194ZM166 190H167V188H166ZM62 192H64V194ZM94 192H96L95 195L92 194ZM231 194H232V192H231ZM166 196H168L167 193H166ZM29 199H31V198H29ZM109 202L112 204L108 205ZM261 203H258V204H261ZM96 206H98V207H96ZM158 207H160V209ZM175 207H178V206H175ZM162 209L164 210V212H162L163 211ZM159 210H162V211H159ZM190 214H192V213H190ZM257 214L255 212L253 213L254 223L258 219H260L261 214L260 213H257ZM61 217H58V218H60V221H61ZM166 217H167V219H166ZM1 219H0V221H1ZM125 219H127V218H125ZM125 219L123 220V218H122L120 220L125 221ZM37 221H38V219H37ZM145 221H147V220H145ZM165 221H164V223H165ZM204 223H207V224L205 225ZM125 224H127V221L124 223V225ZM155 224H153V225H155ZM100 225H102V226H100ZM161 225H163V223H161ZM31 226H33V225H31ZM109 227L112 228L113 226H109ZM209 228H211V227L209 226ZM132 230H134V229H132ZM247 230H250V229H247ZM14 231H15V228L13 227V225H11V224H5V225L0 224V233L5 234V238L0 240V251H1L0 252V264H19V261L21 259L19 261H17V259L15 258L16 255H14V251H13L17 247H19V249H21V251L19 250V253H22V254H25V253L27 254L28 250L31 251L32 249H34L35 250L34 251L35 256H36L35 261H34L35 264H46V263H49V261H51L54 258V257H51L52 259H50V255H49V257H47L46 252H44V243L40 244L38 242V240H36L35 237L32 238L31 240H27V241L25 240L23 244L18 245V242L16 244V242L12 238V234ZM62 231H63V229H62ZM135 231L136 230H134V232ZM127 232H128V230L126 231V233ZM23 233H24V235L25 234L28 235L29 233L34 234V236H35L39 232L36 230L33 231L30 227L29 229L26 228L23 231ZM67 233H69V232H67ZM130 233H131V231H130ZM42 235H43V233H42ZM127 235L128 234H126V237H124L125 236V233H124L123 237L127 238V239L129 238L128 241L131 242L130 237H128ZM202 235H204L205 237L203 238ZM151 236H153V235H151ZM154 237H152V238H154ZM42 238L44 239V236ZM225 239L226 238H224V240ZM45 240H47V239H45ZM194 242L199 243L200 247L195 248L196 247V246L194 247L195 244L193 245ZM149 243H151L152 245ZM114 244H115V242H113V244H111V246ZM121 245H122V243H121ZM138 247H137V249H140ZM126 249L127 248L124 247V248H122L121 252H118L117 251L118 249L116 250V248H112V250L110 252H111V255L115 259L114 264H115V262H118L119 260L121 263H122V261L125 260V258L127 257V255H124ZM89 251H90V249H89ZM133 252H135V251H133ZM153 252H155V253H153ZM260 252H261V250H260ZM84 253L86 255L85 251H84ZM159 253H158V255H159ZM183 253H186V255H187L186 257L185 256L183 257L184 259H186L185 261H184V259L182 260V258L181 259L178 258ZM22 254H21V256H22ZM148 254L150 255V252H148ZM120 255L122 258L119 257ZM45 256L47 257V259L49 261L46 262ZM123 256H125V257L123 258ZM209 256H210V258L212 256V259H214V261L210 260ZM118 257L120 258L119 260H118ZM128 258H130L129 255H128ZM132 258H134V255ZM226 259H228V260H226ZM77 260H79V259H77ZM83 262L84 261L82 260V263ZM78 263H80V262L78 261ZM82 263H80V264H82ZM132 263H135V262H132ZM88 264H90V263H88Z\"/></svg>","mask_w":264,"mask_h":264},{"label":"snow or ice","instance_id":"3","mask_svg":"<svg viewBox=\"0 0 264 264\" xmlns=\"http://www.w3.org/2000/svg\"><path fill=\"white\" fill-rule=\"evenodd\" d=\"M143 8H149V13L153 16H158L160 19H164L168 15V9H170L171 5H164V4H152L151 6L145 4L142 5ZM246 5H238V4H232V5H224L225 11L227 12L229 9H237V8H245ZM262 28H264V21L261 22ZM262 35H264V32H262ZM261 55L264 56V50H262ZM235 264H242L241 261H236ZM243 264H249V262H243ZM261 264H264V260L261 261Z\"/></svg>","mask_w":264,"mask_h":264}]
</instances>
